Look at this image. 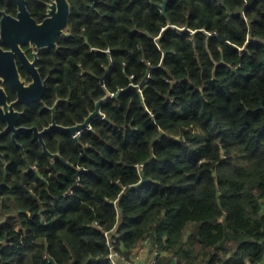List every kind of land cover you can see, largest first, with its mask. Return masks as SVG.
I'll return each instance as SVG.
<instances>
[{"label":"trees","instance_id":"1","mask_svg":"<svg viewBox=\"0 0 264 264\" xmlns=\"http://www.w3.org/2000/svg\"><path fill=\"white\" fill-rule=\"evenodd\" d=\"M165 1L73 0L42 64L57 122L121 94L80 141L47 137L70 165L45 158L0 264H112L107 232L127 259L151 240L156 264H264V0Z\"/></svg>","mask_w":264,"mask_h":264},{"label":"flooded vegetation","instance_id":"2","mask_svg":"<svg viewBox=\"0 0 264 264\" xmlns=\"http://www.w3.org/2000/svg\"><path fill=\"white\" fill-rule=\"evenodd\" d=\"M67 1L71 8L70 22L60 28L62 16L55 17L53 24L48 21L53 17L54 6L62 0H0V245L5 242L2 233L8 238V229L24 213L19 206V200L26 198L24 195L43 205L38 180L46 183L45 158H49L55 170L57 160L70 165L60 152H51L46 141L52 132L60 130L44 132L54 124V117L60 125L57 110L62 98H56L52 104L48 102L51 72L42 65L46 55L71 37L73 0ZM87 1L95 10L103 0L97 5L93 0ZM58 30L69 36L57 35ZM43 144L60 157L51 158Z\"/></svg>","mask_w":264,"mask_h":264},{"label":"water","instance_id":"3","mask_svg":"<svg viewBox=\"0 0 264 264\" xmlns=\"http://www.w3.org/2000/svg\"><path fill=\"white\" fill-rule=\"evenodd\" d=\"M94 1V5H97V3L100 1V0H93ZM170 2V0H166L163 5H162V11L163 13L166 15V8H167V5L168 3ZM62 4V7H60V5ZM56 6H57V9H56ZM52 14H53V17L52 19H50L48 21V23H52L54 22L55 20V17H58V15L62 16V26L60 28H65L67 27V25L69 24L70 22V16H71V8H70V3L67 1V0H62L61 3H57V5L54 6V10L52 11ZM57 22V20H56ZM58 33H61V35L65 38H67L69 36V34L65 33V32H62V30H58L57 31V35ZM41 46H45L46 48H51V47H56V44H41ZM104 81L102 80V83ZM121 94V91L118 92L117 94H111V93H107L105 97H103L102 99H100L97 103H96V109L94 112H92L89 117L85 120L84 123L82 124H77L75 126H72V127H64V126H60V125H57L56 124V121H55V117H54V124L51 125L49 128H46L45 129V133H49L51 132L53 129H60L62 131H65V132H69V133H72L76 136V139L78 141H80V135L82 133L83 130L85 129H91V122L97 118V117H100V118H103L107 121H110V119L104 115L101 111V106L106 103L109 99H112V98H117L119 97ZM44 147H45V151L46 153L51 157V158H59L60 157V154H52L46 147V144H43ZM144 181H142L140 184L138 185H135L133 186L132 188L133 189H136L138 188ZM173 264H176V262H173Z\"/></svg>","mask_w":264,"mask_h":264},{"label":"built area","instance_id":"4","mask_svg":"<svg viewBox=\"0 0 264 264\" xmlns=\"http://www.w3.org/2000/svg\"><path fill=\"white\" fill-rule=\"evenodd\" d=\"M180 32H183L181 29ZM107 237V244L110 248V253H109V260L112 264H132L134 261L139 260L140 257L149 249L155 251L154 254V259L151 261V264H156L157 262V256L159 254L157 248V245H154L151 240H146L144 244L141 246H144L142 248H137L135 252L133 253L132 257L130 259L125 258L122 255V252H120V248H122V245L119 243V238L121 237L120 235L117 236V238H114V234L112 235L111 233L107 232L106 233ZM178 264V263H177Z\"/></svg>","mask_w":264,"mask_h":264},{"label":"crops","instance_id":"5","mask_svg":"<svg viewBox=\"0 0 264 264\" xmlns=\"http://www.w3.org/2000/svg\"><path fill=\"white\" fill-rule=\"evenodd\" d=\"M154 259L153 250H147L139 260L134 261L132 264H151V261Z\"/></svg>","mask_w":264,"mask_h":264},{"label":"rangeland","instance_id":"6","mask_svg":"<svg viewBox=\"0 0 264 264\" xmlns=\"http://www.w3.org/2000/svg\"><path fill=\"white\" fill-rule=\"evenodd\" d=\"M154 244V243H153ZM142 247H144V246H141L140 248H142ZM139 248V249H140ZM157 250H158V248H157ZM159 251V250H158ZM153 253L155 254V251H153ZM173 262H176V264H177V260L175 259V260H173ZM173 262H172V264H173Z\"/></svg>","mask_w":264,"mask_h":264}]
</instances>
